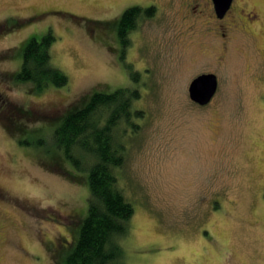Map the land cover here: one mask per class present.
<instances>
[{
	"label": "rangeland",
	"instance_id": "obj_1",
	"mask_svg": "<svg viewBox=\"0 0 264 264\" xmlns=\"http://www.w3.org/2000/svg\"><path fill=\"white\" fill-rule=\"evenodd\" d=\"M134 5L155 12L127 44L65 11L102 17ZM221 22L224 37L208 0H0V96L30 111L27 128L38 131L21 145L0 120V264H65L88 186L69 161L77 182L49 165L36 139L84 96L127 85L138 87L144 116L123 135L117 172L134 207L125 263L264 264V0H233ZM48 32L51 63L68 83L34 92L7 78L28 40ZM203 73L218 85L198 105L188 85Z\"/></svg>",
	"mask_w": 264,
	"mask_h": 264
},
{
	"label": "trees",
	"instance_id": "obj_2",
	"mask_svg": "<svg viewBox=\"0 0 264 264\" xmlns=\"http://www.w3.org/2000/svg\"><path fill=\"white\" fill-rule=\"evenodd\" d=\"M154 12V6L145 9L132 6L123 12L117 30L123 39L126 37L125 43L138 21ZM54 40L51 32L40 39H29L22 51L20 70L6 77L15 82L32 83L34 92L51 85H66L68 76L51 63L50 47ZM4 56L5 52L0 53V59ZM138 75V72L131 74L132 80H137ZM138 97L139 89L135 85L86 95L82 98L84 102L81 100L66 109L67 113L48 138L36 139L38 144L46 146L45 152H51L49 165L59 167L67 179L77 182L80 176L63 167L64 161H69L78 172L85 174L88 186L87 212L65 264H126L121 240L129 234L134 207L119 185L117 172L125 163L123 135L127 129L139 127L144 116L134 105ZM29 118H32L30 111L0 96V120L11 131L19 132L21 145L32 144L27 136L38 133L27 128Z\"/></svg>",
	"mask_w": 264,
	"mask_h": 264
},
{
	"label": "water",
	"instance_id": "obj_3",
	"mask_svg": "<svg viewBox=\"0 0 264 264\" xmlns=\"http://www.w3.org/2000/svg\"><path fill=\"white\" fill-rule=\"evenodd\" d=\"M215 13L222 18L231 7L233 0H212ZM217 77L214 73H203L192 79L188 85L190 99L198 105L208 104L217 90Z\"/></svg>",
	"mask_w": 264,
	"mask_h": 264
},
{
	"label": "flooded vegetation",
	"instance_id": "obj_4",
	"mask_svg": "<svg viewBox=\"0 0 264 264\" xmlns=\"http://www.w3.org/2000/svg\"><path fill=\"white\" fill-rule=\"evenodd\" d=\"M208 1H210L212 3V6H213L212 0H208ZM134 6H140V5H134ZM130 7H132V6H130ZM127 8H129V7H124V8L120 7L119 9H117L114 12L112 10H110L109 15L105 14L102 17H94L91 15H87L85 13L74 12V11H70V10H65V11L68 13L69 12L72 13L71 17H73L76 20H85L87 22V24H89L90 27L97 26V25L102 26V27H107L109 29L108 34H107L108 38L116 40L118 43L124 44L125 43L124 39L125 40H127V39H126V37H124V39H123V36L119 35L117 29H118V25L121 21V16ZM213 9H214V6H213ZM231 9H232V4H231V7L229 8V10L225 13V15L222 18H218L216 13H215V10H214L215 19L218 20L217 29L221 30V36H223V37L226 35L224 32V30L226 29V26L221 21H223L226 18V16L231 11ZM246 19H247L248 23L252 22V21H250V19H251L250 17L245 18V20ZM135 30H133V32ZM132 33L130 34L129 38L131 37ZM125 44H127V42Z\"/></svg>",
	"mask_w": 264,
	"mask_h": 264
}]
</instances>
